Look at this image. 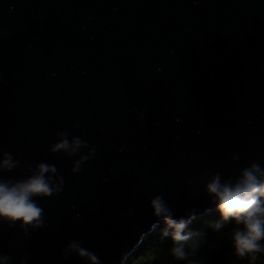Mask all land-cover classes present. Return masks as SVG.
Wrapping results in <instances>:
<instances>
[{
    "label": "water",
    "instance_id": "1",
    "mask_svg": "<svg viewBox=\"0 0 264 264\" xmlns=\"http://www.w3.org/2000/svg\"><path fill=\"white\" fill-rule=\"evenodd\" d=\"M60 132L89 147L51 152ZM5 152L18 166L0 180L46 162L62 190L34 197L40 228L0 220V264H90L65 253L72 240L101 264H127L165 227L155 195L177 220L194 209L189 225L217 212L213 174L264 169V0H0Z\"/></svg>",
    "mask_w": 264,
    "mask_h": 264
},
{
    "label": "clouds",
    "instance_id": "2",
    "mask_svg": "<svg viewBox=\"0 0 264 264\" xmlns=\"http://www.w3.org/2000/svg\"><path fill=\"white\" fill-rule=\"evenodd\" d=\"M59 142L51 147V152H64L73 155L82 147L89 145L78 137L68 139L67 132L58 133ZM96 149L91 147L90 155L81 156L71 169L73 173L80 171L81 164L89 156L95 154ZM4 159L0 160V170L12 171L18 166L11 153H3ZM234 160L239 157L234 156ZM32 174L21 180H0V220L15 225L19 223L25 234L29 229L43 226L44 209L38 205L34 197H50L58 194L62 188H56L52 178L46 173L57 174L54 165L40 162L35 169H30ZM61 184L63 179L60 177ZM205 191L215 205L222 221H234L235 226L231 230L230 240L234 254L238 258L250 257L256 259V254L264 253V169L259 163L254 162L249 167L240 171L235 181L228 179L221 181L220 173H215L206 183ZM150 207L153 216L162 220L165 227L162 231L164 237H170L171 247L169 254L175 261H187V264H204V261L190 259L200 247V237L203 233L186 231L191 221L195 218V210L188 211V218L175 219L173 212L165 202L162 195H155L150 199ZM155 226V225H154ZM223 225H213L215 231H219ZM80 241L72 240L68 243L65 253L75 252L79 258L90 261V264H101L98 256L89 249L81 247ZM191 245V248L189 246ZM9 261L11 258L3 255ZM67 255L63 259H67ZM26 259V257H25ZM21 264H25L21 260ZM136 264V260L133 262Z\"/></svg>",
    "mask_w": 264,
    "mask_h": 264
},
{
    "label": "trees",
    "instance_id": "3",
    "mask_svg": "<svg viewBox=\"0 0 264 264\" xmlns=\"http://www.w3.org/2000/svg\"><path fill=\"white\" fill-rule=\"evenodd\" d=\"M220 217V216H219ZM217 223H221L223 226L221 227V229L219 231H215L212 228V224L214 223L212 219H206L205 222V227L207 228L205 231H201L202 229H199L197 231H194L193 233H203V235L200 237V247L198 248V252L203 251L202 248L207 246V243L209 241H215L216 245L218 244V246L213 249L212 251L206 252L207 259L204 260V264H210L209 260L210 258L214 255L215 251H219L220 249L230 246L231 245V240H230V233L231 230L233 229V227L235 226L234 221L229 220L227 222L222 221L221 218H219L218 220H216ZM191 227H188L187 229H189ZM186 231H190V230H186ZM191 232V231H190ZM161 241L156 242L153 241L151 243V245H149L147 248H143L142 250H139L136 255L134 256L133 259L130 260V264H133V262L136 260V264H166L164 263V260L168 261L169 263L167 264H175L174 263V259H167V257H164L163 254L160 253H155V249L153 248H161L163 251L166 249H170L171 247V239L170 237H164L161 234L160 237ZM203 241L205 242V244H203ZM262 245H264V241L261 242ZM189 248H191V245L189 246ZM233 249V247H232ZM196 251V253H197ZM195 253V254H196ZM191 255V253H190ZM138 256H141L140 258H138ZM196 255H194L195 257ZM151 258H154V260L152 261ZM196 258V257H195ZM151 260V261H150ZM247 262L246 264H264V253H258L256 254V259L255 260H251L250 257L246 258ZM198 261H202L201 259H199Z\"/></svg>",
    "mask_w": 264,
    "mask_h": 264
},
{
    "label": "rangeland",
    "instance_id": "4",
    "mask_svg": "<svg viewBox=\"0 0 264 264\" xmlns=\"http://www.w3.org/2000/svg\"><path fill=\"white\" fill-rule=\"evenodd\" d=\"M220 215H219V213L218 212H212L211 214H209L206 218H204V219H197L195 222H193V224H191V225H189L188 227H191V228H189V229H186V230H190L191 232H194V231H197V230H199V229H202L201 231H205L207 228L204 226L205 225V222H206V219H212L213 220V224H212V228L211 229H213V225L214 224H216L217 223V221L216 220H218L220 217H219ZM162 231H163V229L162 230H160V229H157V230H155V232L154 233H152V234H150L149 236H147L145 239H144V243L139 247V249H138V251L139 250H142L144 247L145 248H147L149 245H151V243L153 242V241H156V242H160L161 241V239H160V237H161V234H162ZM203 244H205V242L203 241ZM218 246V244L216 245V242L215 241H209L208 243H207V246H206V248L205 247H203L202 248V250L203 251H201V252H198L197 251V253L195 254L196 256V258L193 256V255H190V259H194V260H199V259H201L202 261H204V260H206L207 259V256L208 255H206V252L205 251H208V252H210V251H212L213 249H215L216 247ZM153 249H155V253H160V254H163V256L164 257H167V259H172V256L169 254V249H166V250H162L161 248H158V247H156V248H153ZM233 250V249H232ZM137 251V252H138ZM216 252V251H215ZM232 252V251H231ZM230 252V253H231ZM135 256V255H134ZM141 256H138V258H140ZM134 258V257H133ZM133 258H131V259H133ZM130 259V260H131ZM130 260L127 262V264H130L131 262H130ZM151 260L153 261L154 260V258H151ZM150 260V261H151ZM184 261H174V263L175 264H182ZM246 262H247V260H246V258H243V259H241V258H238V257H235V259L233 260V264H246ZM164 263H169L168 261H166V260H164Z\"/></svg>",
    "mask_w": 264,
    "mask_h": 264
},
{
    "label": "flooded vegetation",
    "instance_id": "5",
    "mask_svg": "<svg viewBox=\"0 0 264 264\" xmlns=\"http://www.w3.org/2000/svg\"><path fill=\"white\" fill-rule=\"evenodd\" d=\"M217 252V251H216ZM215 252V253H216ZM214 253V254H215ZM228 257H229V260L228 262L224 263V264H233V260L235 259V257H237L235 254H234V249L232 250L231 253L228 254Z\"/></svg>",
    "mask_w": 264,
    "mask_h": 264
}]
</instances>
